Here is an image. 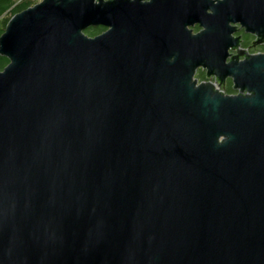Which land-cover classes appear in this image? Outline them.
Returning a JSON list of instances; mask_svg holds the SVG:
<instances>
[{
  "label": "water",
  "instance_id": "95a60500",
  "mask_svg": "<svg viewBox=\"0 0 264 264\" xmlns=\"http://www.w3.org/2000/svg\"><path fill=\"white\" fill-rule=\"evenodd\" d=\"M236 24L262 35L264 0H41L8 20L0 264H264V55L225 62Z\"/></svg>",
  "mask_w": 264,
  "mask_h": 264
},
{
  "label": "flooded vegetation",
  "instance_id": "af4514ba",
  "mask_svg": "<svg viewBox=\"0 0 264 264\" xmlns=\"http://www.w3.org/2000/svg\"><path fill=\"white\" fill-rule=\"evenodd\" d=\"M142 1L146 2L148 0ZM234 28L235 32L232 34V38L237 39V46L228 49L226 63L232 58H235L237 62H242L250 57L264 55V28L262 35L246 31L244 27L238 24L234 25ZM102 30L103 32L105 31L103 28ZM199 31L200 29L196 25L192 27L193 34ZM193 79L196 84L211 83L215 86L219 85L218 91L226 96H234L238 93L233 89L232 79L229 77H225L222 82H218L214 75L207 76L203 69L198 68L194 73Z\"/></svg>",
  "mask_w": 264,
  "mask_h": 264
},
{
  "label": "trees",
  "instance_id": "16d2710c",
  "mask_svg": "<svg viewBox=\"0 0 264 264\" xmlns=\"http://www.w3.org/2000/svg\"><path fill=\"white\" fill-rule=\"evenodd\" d=\"M41 0H0V35L3 33L8 20L15 14L20 13ZM103 32L102 28H89L84 31V34L88 37L97 36ZM8 61L6 58L0 56V71H2Z\"/></svg>",
  "mask_w": 264,
  "mask_h": 264
}]
</instances>
